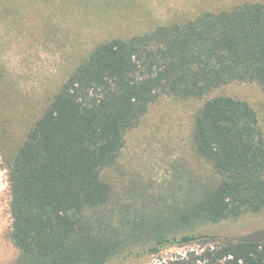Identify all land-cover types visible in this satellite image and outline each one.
Returning <instances> with one entry per match:
<instances>
[{"label":"trees","instance_id":"16d2710c","mask_svg":"<svg viewBox=\"0 0 264 264\" xmlns=\"http://www.w3.org/2000/svg\"><path fill=\"white\" fill-rule=\"evenodd\" d=\"M264 90V1L203 10L97 44L69 72L22 143L3 156L17 251L9 264H113L200 244L149 264H264L260 232L230 238L207 224L264 212V135L245 100L212 95L233 83ZM162 96L203 99L190 136L204 178L188 174L168 204L121 203L105 173L126 133Z\"/></svg>","mask_w":264,"mask_h":264},{"label":"rangeland","instance_id":"374dc122","mask_svg":"<svg viewBox=\"0 0 264 264\" xmlns=\"http://www.w3.org/2000/svg\"><path fill=\"white\" fill-rule=\"evenodd\" d=\"M242 1L257 0H0V264L11 263L17 255L8 237L10 194L3 156L15 152L74 66L110 38L144 33ZM220 94L247 101L257 111L264 135L260 86L233 82L210 96ZM202 101L162 96L126 133L117 163L105 173L121 203H173L188 174L205 179L209 165L195 154L190 136ZM204 230L230 238L256 232L264 236V212L207 224ZM199 245L169 246L155 255L121 257L113 264L163 262L200 251Z\"/></svg>","mask_w":264,"mask_h":264},{"label":"built area","instance_id":"2783aa9c","mask_svg":"<svg viewBox=\"0 0 264 264\" xmlns=\"http://www.w3.org/2000/svg\"><path fill=\"white\" fill-rule=\"evenodd\" d=\"M186 252H184L182 255H185Z\"/></svg>","mask_w":264,"mask_h":264}]
</instances>
